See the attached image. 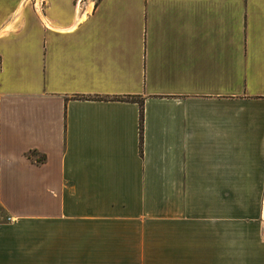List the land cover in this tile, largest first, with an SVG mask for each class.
Wrapping results in <instances>:
<instances>
[{
	"label": "crops",
	"instance_id": "1",
	"mask_svg": "<svg viewBox=\"0 0 264 264\" xmlns=\"http://www.w3.org/2000/svg\"><path fill=\"white\" fill-rule=\"evenodd\" d=\"M0 56V264H264V0H0Z\"/></svg>",
	"mask_w": 264,
	"mask_h": 264
},
{
	"label": "trees",
	"instance_id": "2",
	"mask_svg": "<svg viewBox=\"0 0 264 264\" xmlns=\"http://www.w3.org/2000/svg\"><path fill=\"white\" fill-rule=\"evenodd\" d=\"M129 99H134L133 97L129 98ZM141 105V116H140V131H141V142L143 139V118H144V114H143V103H140ZM43 158L40 159V161H42Z\"/></svg>",
	"mask_w": 264,
	"mask_h": 264
},
{
	"label": "built area",
	"instance_id": "3",
	"mask_svg": "<svg viewBox=\"0 0 264 264\" xmlns=\"http://www.w3.org/2000/svg\"><path fill=\"white\" fill-rule=\"evenodd\" d=\"M1 65H2V58H1V56H0V68H1Z\"/></svg>",
	"mask_w": 264,
	"mask_h": 264
}]
</instances>
